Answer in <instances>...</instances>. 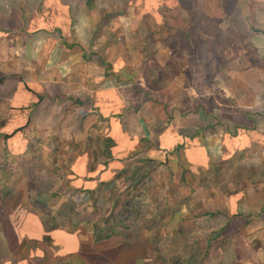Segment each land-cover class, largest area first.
<instances>
[{"label": "rangeland", "instance_id": "obj_1", "mask_svg": "<svg viewBox=\"0 0 264 264\" xmlns=\"http://www.w3.org/2000/svg\"><path fill=\"white\" fill-rule=\"evenodd\" d=\"M143 24H139L141 28H145ZM187 24L184 21L182 28ZM169 29L152 28L150 33L128 38L116 36L105 58L95 54L104 63L108 76H118L113 88H118L121 100L125 96L128 100L129 95L135 97L138 113L146 110L142 107L144 102H153L144 116L146 121H141L144 137L133 134V140H129L132 150L127 145L128 133L117 132L120 146L114 155L119 156L115 160L112 155L106 157L105 149L109 147L112 153L110 148L115 144L106 138L105 128L90 122L88 130H84L87 125L81 126L80 132L66 141L61 138L63 134L32 130L22 132L25 137L24 142L20 141L25 143L22 149L14 140L0 139L3 264H207L204 259L210 249L218 252L217 246H222L217 240L218 231L223 220L218 211L223 209V200L214 197L215 192L212 196L206 194L203 201L199 195L202 187L210 193L211 181L209 186L214 187L223 176L232 179L234 163L230 161L234 160L235 147L233 140L227 148L223 146V158L232 154L231 157L228 160L220 157L221 163L210 168L206 156L199 157V150L194 148L201 147L204 125L217 121L204 115L206 109H222L225 100H230L218 88L224 86L222 78L233 90L238 87L243 91L248 84L240 79L243 73L238 77L228 69L230 66L216 68L217 65L199 66L200 72L194 68L199 73L188 81L187 65L196 55L202 57V52L185 53L189 50L186 42L171 37ZM134 30L137 29L133 27L131 32ZM204 38L208 40L202 36L198 41ZM193 39L197 41L196 36ZM193 39L189 42L192 46L196 45ZM160 40L168 51L164 54L154 50V43ZM202 44L198 42V46ZM247 48L244 62L252 64L256 56L253 58L252 47ZM218 53V56L238 54ZM211 55L214 56L212 51L209 57L214 60ZM163 59H167V65L159 66L158 60ZM180 75L177 86L175 79ZM183 87L189 89L182 92ZM203 92L211 100H204ZM229 102L234 105L232 100ZM80 103L84 110L88 108L85 101ZM115 107L119 109V104ZM189 119H195L196 126L201 125L195 129L193 142H179L174 151L167 141L158 143L160 131L171 126L183 127ZM32 132L40 135L30 138ZM209 134L217 135L219 131L210 130ZM226 162H230L231 168L228 164L224 166ZM235 203L236 197H232V207ZM123 205L132 209L123 211ZM18 249L27 256L15 263L11 253ZM216 261L211 262L217 264Z\"/></svg>", "mask_w": 264, "mask_h": 264}, {"label": "crops", "instance_id": "obj_2", "mask_svg": "<svg viewBox=\"0 0 264 264\" xmlns=\"http://www.w3.org/2000/svg\"><path fill=\"white\" fill-rule=\"evenodd\" d=\"M182 21L190 24L182 28ZM142 22L145 28L139 25ZM132 26L137 30L131 32ZM152 28H170V36L179 37L189 47L185 53L202 52V57L196 55L187 65L188 81L200 72L199 66H230L228 69L238 77L243 73L240 79L248 84L243 91L238 87L233 90L222 78L224 86L218 88L234 105L228 99L222 109H206L204 115L217 121L204 125L201 147L194 148L201 153L199 157L206 156L210 168L221 163L218 159L223 158V146L227 148L233 140L235 147L234 160L230 161L233 168L230 162L224 165L233 170L232 179L223 176L225 181L222 177L214 187L209 186L210 179V193L202 187L199 195L203 201L215 192L214 197L223 200V209L218 211L223 220L217 238L222 246H217L218 252L211 248L204 260L207 264L215 259L217 264H264V0H0V139L14 140L22 149V132L32 130L63 134L61 138L66 141L78 134L81 126L87 125L84 130H88L90 122L106 129V138L115 144L110 148L113 160L119 156L114 155L120 146L117 132L128 133L127 145L132 150L129 140H133V134L144 137L141 121H146L144 116L153 102H144L146 110L138 113L135 97L121 100L118 88H113L118 76H108L95 54L105 58L116 36L145 35ZM202 36L208 40L198 41ZM190 39L197 46L190 45ZM198 42L204 45L198 46ZM164 44L162 40L154 43V50L164 54ZM248 45L253 49V58L256 56L252 64L244 62ZM210 51L215 61L209 57ZM216 51L238 54L218 56ZM165 61L158 60V65ZM176 78L178 86L181 75ZM201 78L205 80L203 75ZM187 89L183 87L182 92ZM202 95L204 100L210 99L205 92ZM81 101L88 108L84 110ZM196 123L189 119L183 127L171 126L160 131L156 139L161 141L158 143L167 141L174 151L179 142H193L195 129L201 126ZM210 130L219 134H209ZM232 197H236L235 207ZM21 252L18 249L11 253L15 263L26 260L27 255Z\"/></svg>", "mask_w": 264, "mask_h": 264}, {"label": "trees", "instance_id": "obj_3", "mask_svg": "<svg viewBox=\"0 0 264 264\" xmlns=\"http://www.w3.org/2000/svg\"><path fill=\"white\" fill-rule=\"evenodd\" d=\"M104 154L110 157L111 153H110L109 147L105 149ZM131 209H132V206L127 207L123 205V211H130Z\"/></svg>", "mask_w": 264, "mask_h": 264}]
</instances>
